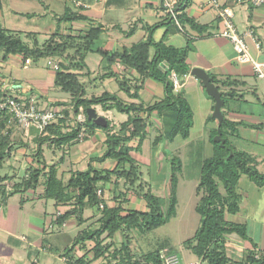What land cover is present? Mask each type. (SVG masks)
Returning a JSON list of instances; mask_svg holds the SVG:
<instances>
[{
  "label": "crops",
  "instance_id": "0c3cea01",
  "mask_svg": "<svg viewBox=\"0 0 264 264\" xmlns=\"http://www.w3.org/2000/svg\"><path fill=\"white\" fill-rule=\"evenodd\" d=\"M219 2L233 8L234 21L239 31L252 29L253 39L247 38L250 53L257 60L264 61V4L253 7L238 4L235 0H219ZM181 10L203 28L198 30L189 25L184 27L181 25L180 29L166 15L160 0H1L0 26L15 32L35 33L38 43V36L42 33L47 39L49 35L56 33L55 39L60 40L64 35H83L91 26L101 27L99 37L85 56L84 68L78 72L86 97L109 92L116 94L126 103L143 106L163 99L162 83L141 76L121 63L109 65L97 52L98 49H102L119 53L123 48L145 40L148 36L147 26L159 24L151 32L154 42L185 52L188 73L174 88L187 100L192 111V125L188 136L185 139L170 137L175 124V116L172 112L153 111L149 114L140 111L137 115L146 121L145 137L138 150L132 149L129 152L136 160L139 171L140 163L150 165L152 170L150 181L145 179L141 171L140 178L143 179L144 189L157 197L167 196L168 162L172 156L180 154L184 146L202 144L213 152L210 139L213 140L218 129L217 119L213 116L215 100L206 93L201 80L190 73L194 67L204 69L212 79L228 78L236 81V85L231 86L214 82L222 92L223 120L234 125V132L227 134L228 142L237 151L249 155L257 170L264 173V79L254 75L250 63L237 60L228 39L214 35L219 27V19L217 10L209 5V0H186ZM67 11L83 15L86 19L57 21L59 33L57 30L51 31L52 28L47 30V26H43L44 20L55 22L56 18ZM56 23L52 27H56ZM130 29L132 30L129 31ZM25 39L31 41L32 37ZM254 39L260 43L259 49L254 46ZM47 59L48 71L45 75L21 83L31 86L32 92L37 93L44 104L61 111L63 115H67L66 118L73 116L70 115L69 109L72 105L70 95L66 93L68 97H65L63 94H58L57 90L60 89L53 84L55 77L53 65L56 64L58 67L59 60L54 57ZM109 72L117 74L118 78L109 76ZM121 79L130 86V92H133L136 85L141 84L137 98L130 97L120 88ZM18 90L16 88L15 92ZM53 90L55 94L51 95L50 92L52 93ZM92 107L110 122L109 131L96 127L90 129L91 132L85 134L83 138L58 148L51 142L42 144L41 161L46 165L45 171L48 166L54 165L58 178L64 184L76 172L85 171L88 166L104 171L111 170L116 165L114 159L100 160V157L106 150L107 133L117 132L120 124L127 120L128 114L114 108L105 109L100 104ZM70 122L74 123V120L71 119ZM121 134L126 135L127 131L124 130ZM33 138L31 129L25 132L12 128L8 135H0V143L2 142L5 148L0 169L6 168V171L0 174L1 250H8V254H16L18 259H23V250H27L28 255H31V249L49 253L61 249L59 256L65 264L68 258L74 255L88 252L87 255L90 256L92 254L90 249L93 246L90 240L85 241L83 246H74L68 254L66 251L72 247L78 233L92 230L99 225L100 206L86 204L81 214V221L71 216L58 225L56 221L58 214H62L71 205L57 204L54 200L43 197L45 188L43 176L39 177V182L33 189L24 191L17 188L28 168L42 166L34 158L37 144ZM126 144L135 146L137 138L130 139ZM144 145L147 149L143 152ZM46 152L49 154V159H46ZM123 167L127 168L128 165L124 163ZM129 188L130 186L125 185L122 179L112 176L110 182L100 183L102 203L112 207L123 199L121 205L124 211L146 210V202ZM66 191L74 193L71 189ZM249 191L250 193L238 188L237 183L239 210L234 214H225L228 221L244 224L248 236V239L241 238L235 233L225 236V254L233 260H243L251 250L264 254V187L255 185ZM103 204L100 205L103 207ZM60 233L62 236H67L68 241L62 248L58 247L56 242L61 236ZM116 236H121V233L116 232L113 240ZM19 240L24 241L26 245L20 248L21 245L17 242ZM189 252V250L184 251L182 260L199 261ZM63 257L66 259L64 260ZM30 264H40L39 259H33Z\"/></svg>",
  "mask_w": 264,
  "mask_h": 264
},
{
  "label": "trees",
  "instance_id": "16d2710c",
  "mask_svg": "<svg viewBox=\"0 0 264 264\" xmlns=\"http://www.w3.org/2000/svg\"><path fill=\"white\" fill-rule=\"evenodd\" d=\"M82 19H86V17L70 11L58 17L59 21ZM178 20L182 27L189 25L193 29L200 30L203 28L184 12L179 13ZM157 26L159 24L147 26L148 36L145 40L125 47L119 53L97 50L105 58L107 64L121 63L125 67L132 68L141 76L150 77L162 83L164 88L163 99L146 106L126 103L116 94L109 92H103L98 96H85V89L79 79L78 72L84 68L85 56L92 49L94 41L101 33L100 26L89 27L83 35H64L60 40L55 39L56 33H53L41 44L38 43L35 33L15 32L0 26V51L3 60L16 54L21 55L23 61L27 58L52 57L59 60L58 68L55 69L53 84L62 92L70 95L71 112L74 117L80 112L85 114L88 107L98 104L105 109L114 108L119 112L128 114L127 120L120 124L117 132L107 133L106 150L100 157V160L114 159L116 165L111 170L104 171L88 166L85 171L76 172L71 176L66 184L58 178L54 165L48 166L45 171L46 165L41 161L42 144L51 142L58 148L78 140L82 126L85 128V133L88 134L91 132L90 129L96 127L109 131L110 122L107 120L106 126L101 127L86 118L82 124L76 123L72 128L63 131L60 125L63 123V119H60L57 125L53 124L45 128L46 135H37L38 131L31 128V133L34 135L33 139L37 144L34 158L42 166L28 168L17 188L24 191L33 189L37 186L39 177L43 176L45 179L43 197L52 199L57 204L71 205L62 214H58L56 219L58 225H61L71 216L81 221V214L86 204L98 206L103 204L101 195L98 193L100 183L110 182L112 176H115L116 179H122L127 186H135L134 192L146 202V210L132 209L128 211H124L122 208L123 199L112 207L103 204L99 225L92 230H84L78 233L74 238L72 247L66 251L68 254L74 246H83L85 241L90 240L93 243L90 249L91 259L88 258L87 252L78 257H69L66 264H89V261L107 260L105 258L107 256H110L116 264H163L160 251L168 249L169 252L175 253L169 246H159L145 256L146 261H141L130 248V236L124 234L125 232L129 234L131 230H138L142 233L149 232L167 223L175 215L178 174L181 170V161L177 156H172L169 160L167 204L163 209L158 197L143 188L140 182L139 166L129 154L132 149L138 150L140 148L145 137L146 121L137 113L140 111L149 114L153 111L172 112L175 116V124L170 135L171 138L185 139L192 125L190 105L180 92L175 91L171 79L174 74L181 82L188 73L185 52L163 43L154 42L151 38V32ZM25 37L29 39L32 37V40L27 41ZM108 75L118 78L115 73L109 72ZM212 80L226 86L236 85V81L228 78L224 80L213 78ZM119 86L130 97L137 98L141 84L136 85L133 92H130L131 88L124 79L119 80ZM132 113H136V115H132ZM124 130L127 131L126 135L121 134ZM219 130L224 138V143L221 146L219 142L210 139L213 145V154L203 160L196 185L199 197L195 210L199 214V224L193 236L183 243L200 261H206L207 264H264V254L254 250L249 251L243 260H233L225 254L224 238L226 235L235 233L241 238L248 239L244 224L228 221L225 218L226 213L234 214L239 210L238 180L242 174H245L256 186L264 187V173L257 170L249 155L237 151L229 144L227 134L234 132L232 123L223 120ZM132 138H137V144L133 147L126 144ZM4 154L5 148L1 142L0 166ZM121 163H126L128 167H123ZM68 189L74 193L71 194L66 191ZM116 232L124 234V239L118 248L114 247L110 252L113 244L112 239ZM105 239H109V242L104 243Z\"/></svg>",
  "mask_w": 264,
  "mask_h": 264
},
{
  "label": "rangeland",
  "instance_id": "374dc122",
  "mask_svg": "<svg viewBox=\"0 0 264 264\" xmlns=\"http://www.w3.org/2000/svg\"><path fill=\"white\" fill-rule=\"evenodd\" d=\"M15 20V19H14ZM60 22L57 18L56 21L49 22V19L44 20L43 26H47L46 29L55 32L57 30L58 22ZM57 22V23H56ZM50 23V24H49ZM56 27H52L53 25ZM45 28V27H41ZM58 31V30H57ZM59 33V31H58ZM47 36L41 35L38 36L39 43L45 42ZM50 37V35L48 36ZM30 63L24 66L23 58L21 55H10L6 60L2 59V52L0 51V79L5 81L6 79H12L17 81L18 83L27 82L30 78L38 77L45 75L48 71V59L47 58H39L32 59L29 58ZM11 90V87L10 89ZM55 90L50 94H55ZM58 94H63L65 97H68V94L57 90ZM37 94V93H36ZM70 109V115L71 107ZM65 115L63 119V123L60 124L62 126L63 131L72 128L76 123H71L70 120L73 119L74 116ZM37 135H41L37 132ZM35 141V140H34ZM143 152L147 149V146L144 145ZM213 152L208 148L204 147L202 144L199 146L196 144H189L188 146H184L181 150V153L176 155L178 159L181 161V170L178 174V186H177V204L175 215L170 218V220L154 228L149 232H140L138 230H131L125 232L124 234L130 236V248L134 255L139 258L141 261H146L145 256L148 255L151 251L159 246L171 247L174 252L180 257L183 258L184 251L189 250L185 244L183 243L186 239L193 236L196 228L199 224V214L195 210V206L198 201L199 193L196 191V185L198 181V176L200 172V167L202 165L203 160L212 156ZM46 159H49V154L46 152ZM170 163L168 162V172H169ZM141 173L150 181L151 178V167L150 165L140 163ZM6 171L5 167L0 169V174H3ZM140 182L143 185V179L140 178ZM135 187V186H134ZM134 187H130L129 189H134ZM255 184L249 180L246 175H242L240 181L238 182V188L249 191V189H253ZM256 189V188H255ZM127 190V188L125 189ZM134 191V190H133ZM159 202L163 209L166 207L167 198L163 195H158ZM254 215V214H253ZM55 231V229L53 230ZM49 234V233H48ZM123 234V235H124ZM59 240H56L58 247H63L67 245V236H62L60 233ZM123 235L116 236L115 240L112 239V247L110 248V252L114 249V247L118 248L120 246L121 240L124 239ZM128 236V237H129ZM50 236L48 237V240ZM21 245H26L24 241H17ZM108 243L109 239H105L104 243ZM2 247L0 245V264H30L33 259H39L40 264H65V262L59 256V251L53 250L52 252L46 251H36L35 249H31V255H28L27 250H23L24 256L23 259H18L16 254L11 255L8 254L7 251L1 250ZM190 251V250H189ZM80 253V252H79ZM190 253V252H189ZM92 255V254H91ZM91 255L88 256L91 259ZM78 256H80L78 254ZM73 256V257H78ZM107 260L101 261H89V264H116V262L110 257H105ZM184 261V260H183ZM195 261V260H194ZM188 263L189 261H184ZM198 264H207L206 261H196Z\"/></svg>",
  "mask_w": 264,
  "mask_h": 264
},
{
  "label": "built area",
  "instance_id": "2783aa9c",
  "mask_svg": "<svg viewBox=\"0 0 264 264\" xmlns=\"http://www.w3.org/2000/svg\"><path fill=\"white\" fill-rule=\"evenodd\" d=\"M238 4L248 6H259L264 4V0H235ZM161 6L166 15L181 29L178 20L180 9L186 3V0H160ZM209 5L217 10L219 27L214 35L228 39L236 53L239 62L250 63L252 71L257 78L264 79V61H259L250 53L247 38L253 39L252 29L239 31L234 21V10L230 5L219 2V0H209ZM254 46L259 49L260 43L254 39ZM30 63L29 58L25 59L23 64ZM119 63H117L118 65ZM57 69V65H53ZM174 87L179 85V80L173 74L171 77ZM11 87V90H9ZM18 88V92H15ZM21 89V90H20ZM29 92V93H28ZM65 115L50 105L43 103L40 96L32 92V87L18 83L12 79L3 81L0 79V135H8L12 128L28 132L34 128L38 133L46 135L45 128L49 125H57ZM86 114L80 112L73 117L74 123H83ZM85 128L82 126L78 134V139L85 136ZM100 193V190H98ZM102 207V205H100ZM163 264H198L197 262H184L176 253H171L168 249L160 251ZM65 260L66 258L63 257Z\"/></svg>",
  "mask_w": 264,
  "mask_h": 264
},
{
  "label": "water",
  "instance_id": "95a60500",
  "mask_svg": "<svg viewBox=\"0 0 264 264\" xmlns=\"http://www.w3.org/2000/svg\"><path fill=\"white\" fill-rule=\"evenodd\" d=\"M190 73L201 80L206 93L209 96L213 97V99L215 100L213 116L217 119L218 129L217 134L213 137V140L219 142V144L222 146L224 143V138L221 136V132L219 130V127L224 119L221 111V108L224 103L222 99V92L218 89V87L213 82L212 78L206 73L204 69L200 67H194L191 69ZM85 114L86 118L88 120L93 121L96 125L101 127L106 126L107 119L104 116L99 115L93 107H88L85 110Z\"/></svg>",
  "mask_w": 264,
  "mask_h": 264
}]
</instances>
